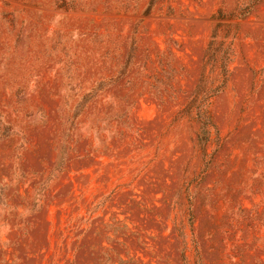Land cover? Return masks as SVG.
<instances>
[{
	"label": "rangeland",
	"instance_id": "1",
	"mask_svg": "<svg viewBox=\"0 0 264 264\" xmlns=\"http://www.w3.org/2000/svg\"><path fill=\"white\" fill-rule=\"evenodd\" d=\"M0 264H264V0H0Z\"/></svg>",
	"mask_w": 264,
	"mask_h": 264
}]
</instances>
